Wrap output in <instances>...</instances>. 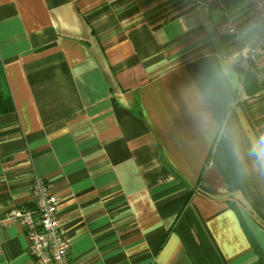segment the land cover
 <instances>
[{"label":"crops","instance_id":"0c3cea01","mask_svg":"<svg viewBox=\"0 0 264 264\" xmlns=\"http://www.w3.org/2000/svg\"><path fill=\"white\" fill-rule=\"evenodd\" d=\"M263 37L246 0H0V220L42 178L70 264H264Z\"/></svg>","mask_w":264,"mask_h":264},{"label":"built area","instance_id":"2783aa9c","mask_svg":"<svg viewBox=\"0 0 264 264\" xmlns=\"http://www.w3.org/2000/svg\"><path fill=\"white\" fill-rule=\"evenodd\" d=\"M246 2L250 12L264 25V0ZM226 33L231 37L237 35L233 27L228 28ZM31 188L32 207L12 209L0 222L21 225L29 240L27 253L35 264H70V242L60 226L58 201L42 178H35Z\"/></svg>","mask_w":264,"mask_h":264},{"label":"trees","instance_id":"16d2710c","mask_svg":"<svg viewBox=\"0 0 264 264\" xmlns=\"http://www.w3.org/2000/svg\"><path fill=\"white\" fill-rule=\"evenodd\" d=\"M241 76V88L247 94L248 97L255 96L262 87L258 82L255 70L250 64L247 69L239 70ZM3 73L0 66V115L11 113L14 110L13 101L9 96V91L4 84Z\"/></svg>","mask_w":264,"mask_h":264},{"label":"clouds","instance_id":"9594fccd","mask_svg":"<svg viewBox=\"0 0 264 264\" xmlns=\"http://www.w3.org/2000/svg\"><path fill=\"white\" fill-rule=\"evenodd\" d=\"M255 27H256L255 24L251 25V26H250V30H251L252 28H255ZM261 143L264 144V138L261 139ZM260 155L262 156V158H264V149L261 150Z\"/></svg>","mask_w":264,"mask_h":264}]
</instances>
